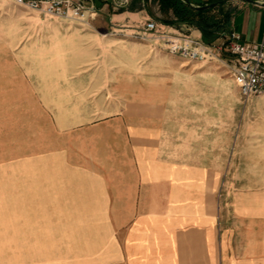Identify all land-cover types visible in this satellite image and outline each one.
Masks as SVG:
<instances>
[{"label":"crops","instance_id":"0c3cea01","mask_svg":"<svg viewBox=\"0 0 264 264\" xmlns=\"http://www.w3.org/2000/svg\"><path fill=\"white\" fill-rule=\"evenodd\" d=\"M84 1L86 21L31 19L0 36V116L39 115L23 198L57 203L37 263L264 264V94L241 101L227 55L190 62L126 37L153 21L264 47V0H187L219 2L205 30L162 23L149 0Z\"/></svg>","mask_w":264,"mask_h":264},{"label":"rangeland","instance_id":"374dc122","mask_svg":"<svg viewBox=\"0 0 264 264\" xmlns=\"http://www.w3.org/2000/svg\"><path fill=\"white\" fill-rule=\"evenodd\" d=\"M149 7L154 12V7ZM31 19L55 18L0 0V36L21 34L23 22ZM0 106H4L3 99ZM16 109L14 123L0 116V264H38L42 229L48 224L55 230L57 203L56 199L23 198V153L25 149L38 150L39 115L32 108L29 117L22 118L18 115L21 108Z\"/></svg>","mask_w":264,"mask_h":264},{"label":"built area","instance_id":"2783aa9c","mask_svg":"<svg viewBox=\"0 0 264 264\" xmlns=\"http://www.w3.org/2000/svg\"><path fill=\"white\" fill-rule=\"evenodd\" d=\"M13 5L34 11L39 15L65 21H86L94 14V9L84 0H7ZM127 0H117L115 7L124 6ZM151 34V36H150ZM222 42L206 44L184 34L155 33V24L148 21L141 33H131L126 37L140 42L158 40L172 55H178L190 62H200L215 54L225 53L230 59L228 74L238 91L241 101L251 95L264 94V47L241 43L234 33L223 35Z\"/></svg>","mask_w":264,"mask_h":264},{"label":"trees","instance_id":"16d2710c","mask_svg":"<svg viewBox=\"0 0 264 264\" xmlns=\"http://www.w3.org/2000/svg\"><path fill=\"white\" fill-rule=\"evenodd\" d=\"M148 0H144V6H141V0H132L131 5L127 6V9H141L147 8ZM150 3H156L157 9L163 18L162 23L175 26L177 24H190L191 22L197 23V25L205 30L204 25L207 24L209 20L206 16L211 8L205 10H194L188 7L181 0H149ZM170 12L171 17L167 14Z\"/></svg>","mask_w":264,"mask_h":264},{"label":"water","instance_id":"95a60500","mask_svg":"<svg viewBox=\"0 0 264 264\" xmlns=\"http://www.w3.org/2000/svg\"><path fill=\"white\" fill-rule=\"evenodd\" d=\"M183 3H185L188 7L194 9V10H205L207 8L213 7L217 4H219V2H214V3H209L207 5H202V6H192L191 4H189V2L187 0H181ZM246 2H252L251 0H244Z\"/></svg>","mask_w":264,"mask_h":264}]
</instances>
